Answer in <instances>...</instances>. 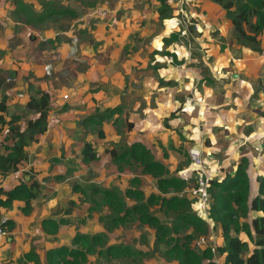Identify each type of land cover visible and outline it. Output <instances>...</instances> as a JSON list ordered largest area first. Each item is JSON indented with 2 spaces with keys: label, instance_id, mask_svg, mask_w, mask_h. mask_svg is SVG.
<instances>
[{
  "label": "crops",
  "instance_id": "obj_1",
  "mask_svg": "<svg viewBox=\"0 0 264 264\" xmlns=\"http://www.w3.org/2000/svg\"><path fill=\"white\" fill-rule=\"evenodd\" d=\"M36 1L0 0V99L5 100L7 114L17 116L14 125L24 130L26 121L38 116L27 107L37 91L48 93L53 106L46 131L25 147L27 158L16 170L0 172V189L5 191L22 179L39 182L28 211H22L24 202L19 200L8 210L0 208L14 224L0 242V264H35L24 257L30 251L45 263V252L70 244L75 233L105 231L110 220L100 217L108 206L89 212L100 195L90 198L79 190H124L133 174L126 167L119 172L112 163L107 148L117 143L140 142L155 159L167 153L170 170L183 166L180 176L187 186L180 195L189 197L196 175L183 154L189 148H200L210 178L233 173L245 156L250 190H255L257 174L264 173V42L261 51L241 46L224 10L209 0L184 1V11L196 27L183 40L178 36L183 24L170 30L173 33L168 31L165 22L171 17L160 18L157 0H93L87 6L74 0L73 10L66 8L76 17L63 14L59 18L70 20L67 24L49 23L50 11L41 12ZM22 2L33 4L42 18L36 22L15 19ZM167 3L171 13L180 6L178 0ZM78 6L83 10L76 13ZM173 34L175 39L165 44L164 38ZM116 107L120 110L101 126L104 137L97 136L96 127L84 125V118L96 109ZM126 118L133 123L129 132H125ZM8 132L5 126L0 134L1 150L14 142L7 138ZM86 141L98 152V158L89 163L83 162L81 154ZM142 178L145 194L157 192L151 176ZM123 203L131 206L135 200L124 196ZM43 219L58 223L57 232L43 228ZM109 237L110 244L121 243ZM239 237L246 239L244 233ZM212 240L220 244L219 230ZM90 261L125 264L114 259L106 263L94 254L88 255L85 264Z\"/></svg>",
  "mask_w": 264,
  "mask_h": 264
},
{
  "label": "trees",
  "instance_id": "obj_2",
  "mask_svg": "<svg viewBox=\"0 0 264 264\" xmlns=\"http://www.w3.org/2000/svg\"><path fill=\"white\" fill-rule=\"evenodd\" d=\"M38 1L43 10L41 12L50 11L49 16L52 20H56L55 14L59 15L58 19L63 14H69L70 18L76 17L72 10L64 6L57 10L59 4L56 0ZM157 1L161 4V19L177 15L170 12L167 0ZM209 1L224 10L225 17L231 24L232 35L241 46L261 51V45L264 42V0ZM29 6L35 14V17L29 19L33 22L38 21L43 13H37L31 3ZM192 27L194 25H188L189 32H192ZM170 39H175V35L173 34ZM167 40L164 38L165 42ZM202 67L203 71L208 73L206 66ZM50 104V96L44 91H37L31 96L27 107L38 116L27 120L24 130H20L14 125L18 117L8 116L5 100L3 97L0 99V134L6 126L9 131L7 138L14 140L12 145H3L4 148L0 149L1 173L6 174L16 170L18 163L27 158L25 147L35 140L36 135L44 133L47 129L51 113ZM119 110L120 107L96 109L93 114L84 118V125L96 127L97 136L104 137L101 126ZM173 115V113L170 114V116ZM125 122V132H129L133 123L128 118ZM107 152L119 172L125 167L136 170V173L127 180V186L123 191L112 187L79 190L83 196L90 198H93L94 194L100 195L93 201L94 205L89 207V212L95 208L101 209L105 204L115 213V216L110 219L108 229L123 225L129 219L135 218L139 225L154 230L155 242L165 244L163 257L176 264H218L215 258L221 259V264H264V173L257 174L255 190L251 191L247 157L243 156L239 159L233 173L226 172L221 177L209 179L210 200L206 211L207 220H205L197 207L196 198L187 195L188 198L185 194L180 195L187 186V180L180 176L184 168L180 164L177 168L170 170L165 162L167 153H164L162 159H155L150 149L140 142H132L129 145L117 143L107 148ZM81 154L85 163L98 158L94 144L88 141L83 143ZM183 154L188 157V152ZM186 165H191L189 158L186 160ZM143 175L151 176L156 184L157 192L145 194L143 186L146 185V181L142 178ZM38 189L39 182L24 179L9 190L0 189L2 194L0 208L8 210L15 200H19L24 202L22 211L26 212L30 208L31 200L36 197ZM124 196L134 199L135 203L126 206L123 203ZM156 211L170 217L169 222H163ZM41 224L50 233H56L59 225L52 219H43ZM5 226L7 231H11L14 224L8 219ZM186 228L190 229L189 233L176 237ZM217 230L220 231L221 242L215 248L216 253H213L211 244L215 245V243L212 235H215ZM241 233L245 234L246 239L239 237ZM200 234L199 238L204 237L205 244L192 245L193 238H197ZM90 254L102 257L103 262L106 263L111 259L133 260L136 257L147 256L146 252L130 244L105 245L103 233L77 232L71 238L70 244L48 249L45 252V263L39 262L38 256L32 251L26 252L24 257L35 264H85Z\"/></svg>",
  "mask_w": 264,
  "mask_h": 264
},
{
  "label": "rangeland",
  "instance_id": "obj_3",
  "mask_svg": "<svg viewBox=\"0 0 264 264\" xmlns=\"http://www.w3.org/2000/svg\"><path fill=\"white\" fill-rule=\"evenodd\" d=\"M77 1L82 2V4L84 6H87V4H89L93 0H77ZM95 1H102V0H95ZM33 2L37 4L36 0H33ZM56 2L59 4L57 6V7H59L57 10L62 9L64 7H68L70 9H72L70 6H75L74 4H76L74 2V0H56ZM29 4H30L29 2H22V4H20L18 9H17L18 10L17 14H14L13 17L17 20H22V21L30 20L29 18L35 17V14L32 12V9H30ZM62 6H64V7H62ZM78 8L79 9H76V10H79V11H77V12L74 11V12H76V13L82 12L83 8H80L79 6H78ZM117 12H114V16L117 15ZM54 17L57 21H60L58 19L59 15L55 14ZM56 20L49 19V23H54V22H56ZM67 21H70V20L64 19L60 22L61 23L65 22L67 24ZM168 23L170 25V22H168ZM168 23H167V25H168ZM180 24L182 25V23H180ZM167 25L165 22V28H167V30L170 31L171 30V29H169L170 26L167 27ZM76 37H77V35L75 33H73L72 38H73L74 42L77 39ZM167 39L168 40L166 42L167 43L170 42V38H167ZM166 42H165V44H166ZM178 55L179 54L176 53V57H178ZM263 65H264V63H263ZM209 73H210V71L208 70V76H209ZM205 79H208V77H205ZM138 99L140 100V102H142L141 98H138ZM133 102H134V100H133ZM129 106L130 105H127V107H129ZM50 107L52 110L53 106L50 105ZM123 113L124 112L122 111L121 114H123ZM127 169L131 173V176H132V174L134 175L136 173V170L129 169V168H127ZM69 179H71V177ZM124 202L126 204H128V202H126L125 199H124ZM103 210H104L103 214L100 217L101 221L105 222L107 217L110 220L112 217L115 216V213H113L109 207H107L106 209H103ZM151 210H152V208H151ZM156 213L163 222H169L170 217L162 214L161 212L156 211ZM108 225H109V223L107 224V227L105 226V231L103 232V234L105 235V245L110 244L109 241L111 240V238L109 237V235H111L115 238V240L116 239L120 240L121 243L126 241L128 244L133 245L135 247H141L142 246L141 250L143 252H146L147 256H144L143 258L136 257L133 260H129L128 261L129 264H133V263L134 264H146V262H148L150 264H160L161 262L165 261V257H163V250L165 248V244L155 242V237H154L155 233H154V230L152 228L147 227V226H143V225H139L138 221L135 218L129 219L125 224L121 225V227H117L116 230H115V228L108 229ZM188 231L190 232V229H187V228L183 229L182 231H180V233H178L176 235V237H180L183 234L189 233ZM128 233L129 234L131 233V235L129 237L127 236ZM199 236H201V234L198 235L197 238L196 237L193 238L192 245H196L197 241L199 240ZM123 237H124V239H123ZM125 237H126V239H125ZM217 245L218 244L215 243V247ZM127 260L124 259L123 261H121V263L123 262L126 264ZM218 261L220 262V264L222 263V260H218ZM92 262H94V261H90L89 264H92Z\"/></svg>",
  "mask_w": 264,
  "mask_h": 264
},
{
  "label": "built area",
  "instance_id": "obj_4",
  "mask_svg": "<svg viewBox=\"0 0 264 264\" xmlns=\"http://www.w3.org/2000/svg\"><path fill=\"white\" fill-rule=\"evenodd\" d=\"M185 0H178V6L179 8L175 10V14H177L174 17H171L167 21L170 22V25L168 23L167 27L170 26V29L174 30L179 28L180 23L183 24V28L179 32V37L181 40L184 38H187L189 36L188 31V25H194L196 27V24L192 22V20L187 16V14L184 11L183 3ZM174 20V21H173ZM169 60L172 61V57L169 58ZM10 79H8L9 81ZM188 158L191 161V169L195 171V184L193 187H191L188 192L191 195L192 198H196L197 200V207L200 211V213L203 214V218L207 220V205L210 200L209 192H208V181L210 179V176L207 173V170L205 168V161L202 157V151L200 148L196 146H192L188 149ZM8 221V217L5 214L0 215V242L3 241L4 237L8 234V231L6 229L5 223ZM198 246H202L205 244V238L200 237L199 240L196 243ZM215 245L211 244V249L213 253H216L215 251ZM216 259V258H215ZM217 261V259H216Z\"/></svg>",
  "mask_w": 264,
  "mask_h": 264
},
{
  "label": "bare ground",
  "instance_id": "obj_5",
  "mask_svg": "<svg viewBox=\"0 0 264 264\" xmlns=\"http://www.w3.org/2000/svg\"><path fill=\"white\" fill-rule=\"evenodd\" d=\"M166 22H168V21H166ZM170 29V28H169ZM173 30V29H172ZM165 32H166V30H165ZM161 41V40H160ZM158 43V41L156 40V43L155 44H157ZM158 48V47H157Z\"/></svg>",
  "mask_w": 264,
  "mask_h": 264
}]
</instances>
